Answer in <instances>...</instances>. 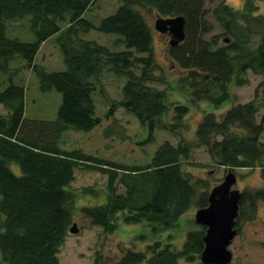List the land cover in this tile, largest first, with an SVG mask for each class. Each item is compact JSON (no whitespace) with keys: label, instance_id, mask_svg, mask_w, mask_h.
<instances>
[{"label":"trees","instance_id":"trees-1","mask_svg":"<svg viewBox=\"0 0 264 264\" xmlns=\"http://www.w3.org/2000/svg\"><path fill=\"white\" fill-rule=\"evenodd\" d=\"M262 1L244 0L239 11L224 1L214 8L212 16L228 39L220 41L215 35L206 38L211 26L204 0H119L117 11L96 28L119 37L115 43L125 49L112 51L80 37L95 28L83 18L95 0H0V71L8 74L10 60L19 56L38 77L40 91L61 94L56 119L47 121L25 119V89L11 77L0 91L5 111L0 114V264H60L58 255L76 215L106 234L120 219L125 224L145 221L153 231L173 228L192 207L208 206L210 185L193 182L183 171L195 147H203L215 164L228 171L260 169L264 180V116L256 120L264 88L259 104L254 99L236 104L220 116L203 112L193 141L181 137L177 145L164 142L143 167L59 147L63 132H90L101 124L92 95L99 86L103 93L105 70L125 79L122 99L111 104L106 117L123 108L148 129L147 142L157 129L180 135L188 106L168 104V91L152 86L163 81L154 76L152 32L140 9L185 19L184 42L168 48L170 59L185 72L179 87L193 100L219 108L234 99L231 86L244 85L248 71L264 75V15L257 14V3ZM22 18H28L33 42L6 34L7 23ZM55 36L65 70L46 72L35 57L42 43ZM170 112L173 116L167 122ZM79 166L106 175L104 204L77 207L78 192L70 187ZM261 202L264 188L240 192L236 227L242 219H253ZM205 231L200 226L188 232L181 249L158 241L145 251L125 249L111 262L97 253L92 264H178L179 260L202 264Z\"/></svg>","mask_w":264,"mask_h":264},{"label":"rangeland","instance_id":"rangeland-1","mask_svg":"<svg viewBox=\"0 0 264 264\" xmlns=\"http://www.w3.org/2000/svg\"><path fill=\"white\" fill-rule=\"evenodd\" d=\"M223 1L237 11L242 10L244 4V0H204V7L207 11L206 19L211 26V31L206 36L207 39L215 35L220 41L224 39L228 41L227 36L223 35V29L212 16L213 9ZM257 4V14L264 15V1ZM119 5V0H95L83 14V18L95 28L88 33L81 34L80 37L84 40L95 41L112 51L124 50L123 45L115 43L118 36L104 34L96 29L104 18L117 11ZM140 12L152 32L156 66L154 76L163 81V83L155 82L152 86L168 91V104L179 103L188 106L184 126L178 129L180 135L176 137L167 131L157 129L153 133L152 141L147 142L148 129L123 108H117L111 117H106L111 104L122 99V87L125 79L105 70L101 77L103 93L100 92L99 86L92 95L96 115L101 118V124L90 132L73 130L63 132L59 141L61 149L67 151L77 149L106 161L143 167L149 164L155 151L164 142L168 141L177 145L181 137L193 141L203 112L211 111L220 116L236 104H244L253 99L257 104L262 102L264 75H256L251 71L243 76L246 80L244 85L233 84L231 86L234 99L225 102L219 108H214L208 102L193 100L187 91H183L179 87V79L185 72L168 55L170 38L160 34L154 28L156 19L162 16L154 10L140 9ZM6 34L9 38H17L22 42L35 40L29 29L28 18L8 22ZM35 63L43 67L46 72L65 70L63 55L56 36L42 44L35 57ZM10 77L12 83L23 86L25 89V119L47 121L56 119L61 103V94L56 90L40 91L38 77L26 67L25 61L19 56L10 60L8 74L0 71V91L8 85ZM260 84L263 85L259 86ZM259 106V112L256 115L257 122L264 116V103ZM172 116L173 113L170 112L165 120L170 122ZM261 141L264 142V132ZM17 170H14L15 173ZM183 171L193 182L202 180L208 183L210 185L209 192L217 185L222 184L228 173V170L215 164L203 147H195L191 151L189 162L184 164ZM232 172L236 177V182L230 187V192L264 188L260 169H243ZM106 181V175L79 166L75 170L74 181L70 187L71 190L78 192L77 207L104 204ZM84 188H93L95 191L93 193L80 191ZM119 191L122 192L123 188L120 187ZM197 210L192 207L177 220L173 228L166 230L153 231L152 226L145 221L137 224H125L120 219L116 229L110 234L104 233L100 227L93 226L89 220L76 215L73 224L76 225L79 232L68 235L65 245L58 255L60 264H92L97 253L111 262L117 260L125 249L145 251L146 246L158 241L162 244H171L175 249H181L186 234L200 228L195 220ZM235 229L237 234L228 247L232 256L229 264H264V203L261 202L257 205L253 219L240 220L238 227L235 225ZM178 264L187 263L179 260Z\"/></svg>","mask_w":264,"mask_h":264},{"label":"water","instance_id":"water-1","mask_svg":"<svg viewBox=\"0 0 264 264\" xmlns=\"http://www.w3.org/2000/svg\"><path fill=\"white\" fill-rule=\"evenodd\" d=\"M154 28L160 34H169V46L175 47L185 40V19L182 16L158 17ZM236 182L231 170L228 171L222 184L214 187L208 197V206L196 212L195 220L206 228L203 237L204 249L200 255L202 264H229L231 253L228 250L231 241L237 234L235 221L239 213L240 192H230V187ZM70 234L79 230L73 224Z\"/></svg>","mask_w":264,"mask_h":264},{"label":"crops","instance_id":"crops-1","mask_svg":"<svg viewBox=\"0 0 264 264\" xmlns=\"http://www.w3.org/2000/svg\"><path fill=\"white\" fill-rule=\"evenodd\" d=\"M43 44V43H42ZM42 46V45H41ZM0 114H5V111L3 110V108L0 106Z\"/></svg>","mask_w":264,"mask_h":264},{"label":"flooded vegetation","instance_id":"flooded-vegetation-1","mask_svg":"<svg viewBox=\"0 0 264 264\" xmlns=\"http://www.w3.org/2000/svg\"><path fill=\"white\" fill-rule=\"evenodd\" d=\"M163 35H166L167 37H169V34H163Z\"/></svg>","mask_w":264,"mask_h":264}]
</instances>
